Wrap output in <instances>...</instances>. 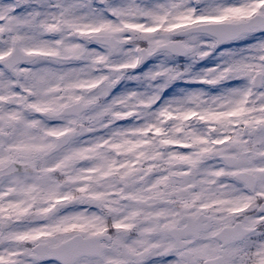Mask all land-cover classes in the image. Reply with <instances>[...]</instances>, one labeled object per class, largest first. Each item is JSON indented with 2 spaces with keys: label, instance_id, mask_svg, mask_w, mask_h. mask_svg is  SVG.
Returning a JSON list of instances; mask_svg holds the SVG:
<instances>
[{
  "label": "snow or ice",
  "instance_id": "obj_1",
  "mask_svg": "<svg viewBox=\"0 0 264 264\" xmlns=\"http://www.w3.org/2000/svg\"><path fill=\"white\" fill-rule=\"evenodd\" d=\"M0 264H264V0H0Z\"/></svg>",
  "mask_w": 264,
  "mask_h": 264
}]
</instances>
